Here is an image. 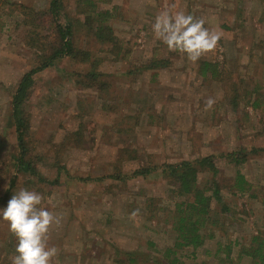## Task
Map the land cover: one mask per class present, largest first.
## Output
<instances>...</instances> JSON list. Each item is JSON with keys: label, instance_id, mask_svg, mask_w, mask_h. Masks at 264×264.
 I'll use <instances>...</instances> for the list:
<instances>
[{"label": "rangeland", "instance_id": "1", "mask_svg": "<svg viewBox=\"0 0 264 264\" xmlns=\"http://www.w3.org/2000/svg\"><path fill=\"white\" fill-rule=\"evenodd\" d=\"M81 1L60 0L53 16L51 0H0V196L15 178L9 198L34 190L41 206L61 217L48 233L49 246L58 249L52 264H127L125 252L135 253L132 264H169L163 251L174 238L167 220L177 200L172 186L159 176H108L213 155L223 186L221 202L211 203L216 222L206 230L214 237L193 255L191 248L180 250L178 264H255L236 254L257 232L264 235V200L253 197L264 196V151L248 154L239 166L224 155L264 148V0H90L108 11L114 45L87 29ZM164 10L202 18L221 33L215 50L195 63L169 51L151 27ZM58 18L74 24V45L87 59L63 56L31 77L22 118L26 160L36 175L17 172L12 97L39 62L38 37L46 36L47 48L56 45ZM159 60L166 67L156 65ZM203 60L218 73L200 75ZM91 70L95 80L85 76ZM209 98L215 103L206 110ZM237 170L251 187L234 196ZM211 178L198 174L200 184ZM218 240L235 247L207 254ZM15 244L8 222L0 220V264H11Z\"/></svg>", "mask_w": 264, "mask_h": 264}, {"label": "trees", "instance_id": "2", "mask_svg": "<svg viewBox=\"0 0 264 264\" xmlns=\"http://www.w3.org/2000/svg\"><path fill=\"white\" fill-rule=\"evenodd\" d=\"M81 6L83 9L82 13L84 16V24L87 29L91 28L93 36L101 42L109 41L107 43L115 44V40L111 34V29L108 25H105L106 17L108 16V11L98 10L95 5L90 0H82ZM60 7V0H51L49 5V11L53 16L58 15V10ZM74 25L69 18L65 19V22H60L59 18L54 20V28L56 31V45L54 48L46 47L41 40L46 36L38 37L36 40V47L40 54L37 56V65L29 70L21 78L15 94L12 97V118L15 124L16 139L18 142L19 155L16 157L15 168L17 172H29L31 175H36L35 169L31 166V163L26 160V151L24 148V134L25 125L22 118V104L28 96V88L31 86V77L41 70L52 65L55 59H59L63 56L71 58H80L82 60L87 59V54L78 51L74 45L73 40V30ZM34 32H30V34ZM39 36L40 34L36 32ZM34 41V40H33ZM39 45L42 46L39 48ZM46 49L49 51L46 52ZM162 63V64H160ZM167 61L159 60L156 61V65L166 67ZM150 67V66H144ZM155 67L154 65L151 68ZM199 74L205 76L207 73L216 74L217 65L209 61L203 60L199 64ZM90 79L95 80V72L91 70L86 73ZM253 108H256V104H252ZM259 151H264V148L252 147L249 150L241 147L236 151L228 152L224 155V159L228 162L233 163L235 166H239L247 160V155L252 153H257ZM64 169V166L60 167ZM210 173L212 178L210 181L200 184L198 182V174L200 172ZM219 169L214 162L213 155H206L195 160H180L177 162L161 163V164H147L141 165L129 173L124 174L120 170L109 175L108 177L118 180H126L142 177L147 179V177L159 176L172 186L174 197L176 201L173 203V208L167 215L171 229L174 232L173 244L166 248L164 252V258L169 262V264H178L179 258L176 254L184 249L191 248L192 255L194 249L199 248L204 244L205 239H211L214 235L207 233L206 230L209 226H214L216 219L213 217L211 203L212 201L221 202V183L218 179H215ZM104 177H97L95 181H101ZM41 179L46 181L45 178ZM84 179V178H81ZM15 178L10 181V187L7 189L3 195L0 196V207L7 204L10 194V188L14 185ZM57 180L48 182L55 183ZM251 187L250 183L246 180L244 175L237 170L234 177V182L230 191L233 192L234 196L240 193L246 192ZM261 200H264V196H259V191L253 196ZM226 207L222 206L221 211H225ZM235 245L227 244L218 240L216 244V249L214 251L205 252L207 254H212V256L218 255L220 252L227 250L230 252ZM127 255V264H132L136 261L134 252H125ZM237 258L246 256L250 257L255 264H264V235L262 232H257L250 239L248 246H243L238 254ZM199 264V263H196Z\"/></svg>", "mask_w": 264, "mask_h": 264}, {"label": "clouds", "instance_id": "3", "mask_svg": "<svg viewBox=\"0 0 264 264\" xmlns=\"http://www.w3.org/2000/svg\"><path fill=\"white\" fill-rule=\"evenodd\" d=\"M151 27L154 37L169 51L183 53L193 63L214 51L221 39V33L210 31L202 18L182 11L160 12ZM214 103L209 98L205 103L206 110ZM41 205L40 193L20 189L14 192L6 206L0 207V220L8 222L16 239L11 264H52L57 256L58 249L49 246L48 233L53 225L59 226L61 217Z\"/></svg>", "mask_w": 264, "mask_h": 264}]
</instances>
